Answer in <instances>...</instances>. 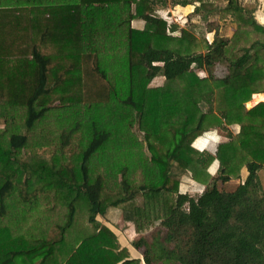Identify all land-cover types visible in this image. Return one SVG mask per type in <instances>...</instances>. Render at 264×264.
I'll return each mask as SVG.
<instances>
[{"label":"trees","instance_id":"16d2710c","mask_svg":"<svg viewBox=\"0 0 264 264\" xmlns=\"http://www.w3.org/2000/svg\"><path fill=\"white\" fill-rule=\"evenodd\" d=\"M217 2L0 0V264H141L97 216L132 225L143 264H264V102L245 108L264 93V25ZM167 5L232 33L208 43ZM234 124L214 156L192 148ZM213 160L244 182L219 189ZM184 176L205 189L179 193Z\"/></svg>","mask_w":264,"mask_h":264},{"label":"crops","instance_id":"0c3cea01","mask_svg":"<svg viewBox=\"0 0 264 264\" xmlns=\"http://www.w3.org/2000/svg\"><path fill=\"white\" fill-rule=\"evenodd\" d=\"M245 3H251V4H253L255 6V10H254V13H253L254 14V18L256 19V21L259 24L264 25V0H250V1L245 0ZM187 6L192 7V11H191V14H192L193 9H194V6H192V5H187ZM187 6H185V7H187ZM180 8H182V7H180ZM225 74H226V70H225ZM224 76H222V77H224ZM222 77H220V78H222ZM157 79H162V78L161 77H157L153 81H155ZM162 81H163V79L161 81H158L157 82L158 83L157 85H152V86H160L162 84ZM254 95H256V96H258L260 98L256 101V103H254L255 100L254 101L252 100L253 98L250 99V101L245 104V108L249 109V108L255 106L256 104H258L259 102H264V93L263 94H254ZM249 103H252L253 105L252 104H249ZM238 129H239V127L237 125H235V124L234 125L226 126L224 128H220V127L210 128V129L206 130L202 135H200L199 137H197L192 142V145L191 146H192V148H194L195 150H197L198 152H200L204 156H207V155L214 156L215 155V152H216L217 146L219 144L223 143V142L228 141V139L231 136L237 134ZM218 168H219L218 162L216 160H213V161H211L208 164L206 173L210 177V181H213V179L216 180L217 187L218 188L221 187L222 190L227 191V192L234 191L235 188L239 184H241V183L244 182V180H245V178L247 176L246 169L244 167H242L240 169V174H239V178L238 179H230L228 181L221 182V181H219V179H217L218 172H219L218 171ZM204 189H205V185H203V183L195 182L192 179H190L189 176L182 177L181 178V181L179 183V193H181V194L187 193L189 195L195 196V195L200 194ZM110 213L108 214V216L110 215ZM105 221L108 222V225L109 224H111L110 226L115 225V228H118V225H116L117 222H115V224H113L112 222L108 221V218ZM117 221H119V218H118ZM125 224L130 225L129 223H125ZM108 225H107V227L110 228ZM123 227L124 226H122V228ZM111 230L113 231V229H111ZM133 231L135 233V230H133ZM115 235H116V233H115ZM116 237H117V235H116ZM117 239H118V241H120L118 237H117ZM120 245L122 247H125V248L128 249V246H126L124 243H120ZM128 251H129L130 258L139 259L140 260V263L143 264V260H142V256L141 255H140L139 258H135L132 255V253L130 252L129 249H128Z\"/></svg>","mask_w":264,"mask_h":264},{"label":"rangeland","instance_id":"374dc122","mask_svg":"<svg viewBox=\"0 0 264 264\" xmlns=\"http://www.w3.org/2000/svg\"><path fill=\"white\" fill-rule=\"evenodd\" d=\"M215 5H219V3L217 1L219 0H211ZM250 1V0H247ZM242 2L244 3L245 0H242ZM221 3V2H220ZM191 11H192V7H182L180 8V6H170L167 5L163 8H159L158 13L160 15V17L163 18V20H165L167 22L168 25H175L178 29L179 28H189L190 30H192L197 36L198 38H205L206 41L208 43H211L214 39H226L228 38L231 33H232V26L230 24H226L223 23L222 21L217 22L216 18H212L210 19V21H204L202 19H200L198 16H193L191 15ZM177 34V31L174 33ZM227 63H222V64H218L215 66L214 68V74L217 77H222L225 75V68H226ZM199 76L201 77L203 75V73H198ZM162 79H157L155 81H153L152 83H150V85H157L158 81H161ZM256 95H253L251 97V99L254 101V103H256V101L260 98ZM256 98V99H255ZM263 99V98H262ZM252 104V103H249ZM253 105V104H252ZM219 189H221V187H219ZM97 220L99 222H101L102 224H106L108 225V222H106L102 217L97 216ZM118 217H115L113 219L114 222H117L116 225H118V228H115V225L110 226L111 224H109L108 226L113 229V231L116 233L117 237L119 238V242L120 243H124L126 246H128V249L130 250V252L132 253V255L135 258H139L140 257V252H138L137 250H135L131 243L134 239H137V236H139L136 232L134 233V229L132 227V225H128L125 224L123 221L120 220L119 221ZM115 224V223H113ZM122 226H124L122 228ZM156 230H153L149 233L146 234H142L148 241H150L152 239V235ZM131 245V246H130Z\"/></svg>","mask_w":264,"mask_h":264}]
</instances>
